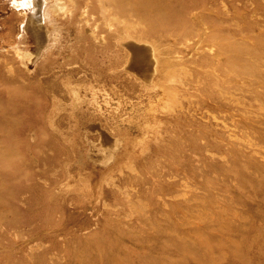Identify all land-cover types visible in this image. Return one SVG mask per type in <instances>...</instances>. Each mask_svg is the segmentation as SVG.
I'll list each match as a JSON object with an SVG mask.
<instances>
[{"label": "rangeland", "instance_id": "1", "mask_svg": "<svg viewBox=\"0 0 264 264\" xmlns=\"http://www.w3.org/2000/svg\"><path fill=\"white\" fill-rule=\"evenodd\" d=\"M0 264H264V0H0Z\"/></svg>", "mask_w": 264, "mask_h": 264}, {"label": "bare ground", "instance_id": "2", "mask_svg": "<svg viewBox=\"0 0 264 264\" xmlns=\"http://www.w3.org/2000/svg\"><path fill=\"white\" fill-rule=\"evenodd\" d=\"M14 1H16V0H14Z\"/></svg>", "mask_w": 264, "mask_h": 264}]
</instances>
